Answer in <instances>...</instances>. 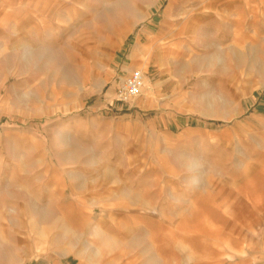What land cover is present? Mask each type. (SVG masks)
Masks as SVG:
<instances>
[{"label":"rangeland","instance_id":"1","mask_svg":"<svg viewBox=\"0 0 264 264\" xmlns=\"http://www.w3.org/2000/svg\"><path fill=\"white\" fill-rule=\"evenodd\" d=\"M0 264H264V0H0Z\"/></svg>","mask_w":264,"mask_h":264},{"label":"built area","instance_id":"2","mask_svg":"<svg viewBox=\"0 0 264 264\" xmlns=\"http://www.w3.org/2000/svg\"><path fill=\"white\" fill-rule=\"evenodd\" d=\"M144 82L145 78L142 72L134 71L129 74L116 91V101L127 104L137 98L144 87Z\"/></svg>","mask_w":264,"mask_h":264}]
</instances>
